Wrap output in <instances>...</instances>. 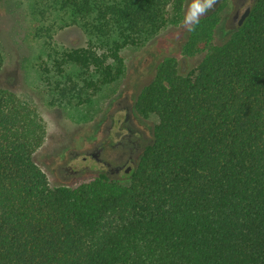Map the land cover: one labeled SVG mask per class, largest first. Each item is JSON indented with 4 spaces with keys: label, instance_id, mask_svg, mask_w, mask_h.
Returning a JSON list of instances; mask_svg holds the SVG:
<instances>
[{
    "label": "trees",
    "instance_id": "obj_1",
    "mask_svg": "<svg viewBox=\"0 0 264 264\" xmlns=\"http://www.w3.org/2000/svg\"><path fill=\"white\" fill-rule=\"evenodd\" d=\"M28 1L47 22L43 75L68 101L114 81L122 50L183 3ZM58 11L71 12L84 46L56 44ZM217 21L204 15L190 32L189 46L202 38L206 48L192 71L165 56L137 95V112L157 120L124 184L101 173L51 185L33 158L46 133L40 113L0 86V264H264V0L212 44ZM69 64L78 74L59 79Z\"/></svg>",
    "mask_w": 264,
    "mask_h": 264
},
{
    "label": "rangeland",
    "instance_id": "obj_2",
    "mask_svg": "<svg viewBox=\"0 0 264 264\" xmlns=\"http://www.w3.org/2000/svg\"><path fill=\"white\" fill-rule=\"evenodd\" d=\"M188 2L183 0L179 14L169 18L158 31L145 35L138 44L122 50V72L114 81L103 85L95 93L89 91L82 97H73L68 101L69 98H62L43 75L44 66L50 63L44 45L48 39L42 32L47 22L33 15L28 0H0V51L3 56L0 86L14 91L40 113L46 133L33 158L46 173L51 185H74L95 176L93 171H88L63 180L58 170L66 164L64 160L70 151L98 138L103 118L115 99L127 97L134 100L137 97L142 87L153 79L157 64L165 56H173L177 71L184 74L192 71L203 58L206 52L204 39L200 38L189 46L187 40L190 32L182 27ZM234 5L235 0H217L214 8L207 13L218 18L212 32V44L224 42L234 31L228 29V18ZM71 19L70 11H58L51 17L55 31L52 37L58 46L80 47L86 44V35L72 24ZM78 70L77 66L69 64L63 76L58 78L63 80L65 75L75 77ZM142 117L147 133L153 136L156 117ZM71 158L69 162L78 165V168L99 167L90 157L85 160L80 155ZM121 182L124 184L127 179Z\"/></svg>",
    "mask_w": 264,
    "mask_h": 264
},
{
    "label": "flooded vegetation",
    "instance_id": "obj_3",
    "mask_svg": "<svg viewBox=\"0 0 264 264\" xmlns=\"http://www.w3.org/2000/svg\"><path fill=\"white\" fill-rule=\"evenodd\" d=\"M256 0H235V5L228 18V29L234 30L239 24L241 14ZM135 101L129 98H117L108 109L101 127L98 138L89 141L86 146H78L70 151L64 162V166L58 170V175L63 180H69L80 176L88 171L95 175L107 174L114 180L123 181L137 165L146 148L152 143L144 125V118L135 109ZM144 125V126H143ZM147 127V126H146ZM81 156L82 160L87 157L93 158L99 167L91 168L71 164V156ZM64 173L66 175H64Z\"/></svg>",
    "mask_w": 264,
    "mask_h": 264
},
{
    "label": "clouds",
    "instance_id": "obj_4",
    "mask_svg": "<svg viewBox=\"0 0 264 264\" xmlns=\"http://www.w3.org/2000/svg\"><path fill=\"white\" fill-rule=\"evenodd\" d=\"M217 0H189L183 15L182 27L187 32H195L201 17L214 8Z\"/></svg>",
    "mask_w": 264,
    "mask_h": 264
},
{
    "label": "water",
    "instance_id": "obj_5",
    "mask_svg": "<svg viewBox=\"0 0 264 264\" xmlns=\"http://www.w3.org/2000/svg\"><path fill=\"white\" fill-rule=\"evenodd\" d=\"M249 14V8H247L242 14L241 17L238 21V24H242V22L244 21V19L247 17V15Z\"/></svg>",
    "mask_w": 264,
    "mask_h": 264
}]
</instances>
